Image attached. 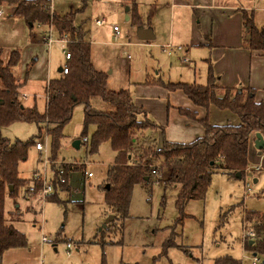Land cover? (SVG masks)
<instances>
[{"label": "rangeland", "instance_id": "obj_1", "mask_svg": "<svg viewBox=\"0 0 264 264\" xmlns=\"http://www.w3.org/2000/svg\"><path fill=\"white\" fill-rule=\"evenodd\" d=\"M166 1L137 0L138 12L144 21L152 13L160 14V25L167 30L169 11L164 5ZM50 5L56 13L71 14L73 24L82 31L84 40L101 41L91 45V58L94 65L106 73L107 88H127L136 104L137 96L143 97V108L155 124L145 130L146 137L162 141L159 126L164 127V138L170 142L188 143L201 135L199 125L187 126L174 108L167 110L165 107L167 101L175 106L183 105L185 101L190 103L182 91L169 93L168 99L163 87L149 89L155 95L150 94L152 91L147 95L152 97L136 93V86L151 77L164 82L184 80L191 83L195 80L197 84H205L206 62L210 58L204 61L200 49H190L182 59L178 52L168 54L164 51L158 38L151 42L139 41L137 25L127 19L126 5L121 0H50ZM1 6L2 56L6 58L12 49L19 50L20 60L14 72L24 81L19 87L20 96L27 94L28 99H22L23 103L35 104L42 112L47 82L59 78L63 73L58 68L67 64L63 49H67L68 43H46L39 35L37 23L29 28L20 18L7 14L11 5L2 2ZM102 15L107 17L108 24L97 27L94 21ZM113 24L119 28L116 44L109 43L114 41ZM52 37L59 38V35L54 32ZM175 41L172 42L175 47L182 44ZM208 118L211 123L221 122L220 116H210L209 111ZM139 119H143L142 115ZM0 129L1 135L10 141H26L38 132L35 123L23 121L11 122ZM84 129L82 105L78 104L63 128L64 138L54 159L81 168L67 176L66 184L69 180L70 190L54 194L56 200L34 198L25 202L21 194L26 184L16 198L23 211L22 222L30 231L33 244L42 242V236L47 239L42 242L39 254L41 264H227L224 263L227 257L234 260H230V264H252L253 253L244 249L247 240L243 241L246 234L243 217L246 212H264V157L257 155V151L251 152L248 158L252 173L248 171L237 177L220 170L213 171L203 198L188 201L182 212L175 205L177 186L165 183L168 170L163 168L158 175L151 173L147 184L133 186L127 216L122 218L107 209L102 188L108 184L105 182L106 170L115 154L108 141L90 152L89 142L87 146L83 142ZM93 130L92 125L86 129L88 141ZM76 139L81 142L79 148L72 146ZM37 141L45 151L40 153L34 145L29 146L26 159L19 165L21 177L30 179L45 168L47 177L52 176L54 165L44 166L43 163L45 156H50L48 137L42 133ZM258 164L259 169L255 170ZM156 165L159 168L158 163ZM84 171H90L93 176L87 178ZM13 204V200L6 197L5 209L12 210ZM109 214H114V218L102 228ZM67 242L71 244L69 253Z\"/></svg>", "mask_w": 264, "mask_h": 264}, {"label": "trees", "instance_id": "obj_2", "mask_svg": "<svg viewBox=\"0 0 264 264\" xmlns=\"http://www.w3.org/2000/svg\"><path fill=\"white\" fill-rule=\"evenodd\" d=\"M127 1L132 10L130 20L136 24L140 17L135 0ZM2 2L14 5L13 12L8 15L23 19L29 28L36 23H51L59 35H67L70 58L66 64L67 72L47 82L45 106L40 112L35 104L25 105L20 98L19 87L24 81L14 72L20 60L19 50L12 49L5 58L0 48V128L23 121L35 123L38 129L37 134L26 141H10L0 132V257L10 248H29L26 234L13 225L14 221L23 220V212L15 207L6 210V197L16 203L20 188L27 184L23 188L26 189L32 181L35 187L33 199L41 201L42 198V183L33 176L30 179L21 177L20 163L26 159L29 146L35 145L42 133L49 140V158L57 157L64 138L63 128L78 104L82 105L83 111V137L89 125L94 128L89 141L85 142L86 146L89 142V151L95 152L102 142L108 141L115 154L106 170L105 182L109 187L102 188L107 209L118 217L127 216L132 188L151 180L152 166H156L157 175L163 168L168 170L165 183L177 186L175 205L179 212L188 201L203 198L213 171L220 170L228 175L240 172L241 176L248 171L252 173L248 160L251 140L255 133H260L264 139V102L255 100L252 87L219 85L210 62L205 84L162 82L168 91L180 90L195 107L204 109V115L198 116L195 110L178 108L185 119L201 126L202 135L188 143L170 142L164 138V127L159 126L162 141H154L144 132L155 124L148 118L146 110L134 103L128 89L107 88L106 73L93 66L90 44L73 24L71 14H55L47 8L49 0H0V4ZM241 15L242 47L264 55V26L255 25L252 10H242ZM210 106L233 113L238 123L211 124L208 120ZM140 115L143 119H139ZM62 167L66 179L68 173L81 169L67 164ZM52 182L54 191L46 194L44 201L56 200L53 197L56 187H66V181L56 185L55 178ZM243 229L254 232L252 243L247 240L244 249L264 260V212H246ZM224 260L227 264L234 261L228 257Z\"/></svg>", "mask_w": 264, "mask_h": 264}, {"label": "crops", "instance_id": "obj_3", "mask_svg": "<svg viewBox=\"0 0 264 264\" xmlns=\"http://www.w3.org/2000/svg\"><path fill=\"white\" fill-rule=\"evenodd\" d=\"M121 1L124 5H126V7H128L127 10L125 9V12L128 15L126 16L127 19H130L131 16L130 14L132 13L130 3L127 0H121ZM164 5L166 8H168L169 11V23L167 30L162 29L160 25L161 17H162L159 16L160 14L152 13V15H150V17H148L147 20L144 21L142 16L138 12V3L137 0H135V8L140 17V21L136 23L137 25L136 38L139 41L151 42L158 38L159 41L162 42L161 47L164 49V51H167L164 48L165 45L171 44L173 46L172 42H176L175 40L182 42V44L185 45V47L183 46L182 51L177 50L176 47H173L169 52L167 51L168 54H171V52H178L180 58L182 59H184V57L186 56V52H189L190 49H200L201 54L204 56V61H207L206 58H210L206 63L209 65V62L211 61L210 64L213 66L212 67L213 72L215 73V75L218 76L219 85L230 86V87L233 86L252 87L254 89L255 100L264 102V55H262L261 52L259 51L250 52L247 49L243 48L241 45V16H242L241 11L252 10L255 25L257 27H263L264 0H167ZM11 6H12L11 11L10 13L8 12L7 14H11L13 12L14 5ZM52 11L57 15H63L60 13H56L54 10ZM102 18L105 19V23L99 26L95 24L97 27H102L108 24V19L104 15H102L100 18L97 19H102ZM114 25L115 24L111 26V33L113 39H114V33L112 28ZM139 27L150 29L153 37L150 39L140 40L137 36ZM45 28L46 26L45 24H43L39 32L40 33L39 35L41 36V39L43 41H45V35H43L41 32L43 31L42 29ZM54 32L57 31L53 28L52 34H54ZM148 36H150V34H148ZM59 37H61V35H59ZM116 39H114V41H111L109 43L116 44ZM85 41H87L91 47V45L93 43H96L98 40L94 41L92 39H88ZM182 44L180 45L182 46ZM90 59L93 66L97 70L103 71V69H99L94 65L91 58V54H90ZM162 82L164 81L160 80L157 77L148 78L146 79L144 84H139L138 86H136V91H137L136 93L137 94L143 93L147 95L148 91H152L149 89H154V87L155 88L163 87ZM171 82H184V80H177ZM191 83H196V81L193 80L191 81ZM159 84H161V86H157ZM121 89H127V88H121ZM162 89L164 90V94H166L165 90L167 91V99L169 93L171 92L175 93L176 91H178V90L168 91L165 87H163ZM150 94L152 96L155 95L153 91ZM151 95H147V96H151ZM137 100L138 103H140V105L143 107V102H144L143 97L137 96ZM138 103L135 104L138 105ZM165 107L167 110L169 109V107L174 108L177 111L178 116L181 118V121L187 126H193L194 124L197 125L199 124L197 122L185 119L178 112V108L181 107L190 110H195L198 113V116H203L205 112L204 109L195 107L191 103V101L190 103L185 101L183 105H176V106L169 104V102L167 101ZM208 111L210 116L218 115L221 117L220 120L221 122L218 123L217 125L226 124V123H231V124L238 123L237 116L227 110H219L214 106H210ZM147 112L148 111L146 110V113ZM211 124H216V123H211ZM253 139L251 140L252 145L249 150L250 153L251 152L254 153L255 151H257L253 146ZM179 143H183V142H179ZM256 154L258 155L257 152ZM85 172L86 171H84V173ZM24 178L28 179L29 177H24ZM68 181L66 187H64L62 190L60 188L59 189L57 188L58 190L55 192V194L56 193L58 194L59 192L62 191L68 192L70 190ZM21 197L22 200H25L24 192L21 194ZM13 206L15 208H19V211H21L20 204L17 201L16 203L13 204ZM23 208H25L26 211L25 204L23 205ZM9 211H11V209H9ZM13 225L17 229H19L20 231L26 234L29 241V248H10L5 250L0 257V264H41L39 262V254L42 249V242H37L36 245L33 244L34 240L30 235V231L26 228V224L22 222V220L14 221ZM32 226H34V224Z\"/></svg>", "mask_w": 264, "mask_h": 264}, {"label": "built area", "instance_id": "obj_4", "mask_svg": "<svg viewBox=\"0 0 264 264\" xmlns=\"http://www.w3.org/2000/svg\"><path fill=\"white\" fill-rule=\"evenodd\" d=\"M47 8H51V5H47ZM0 14H3V9H2V6L0 7ZM95 24L96 25H102L105 23V19L102 18V19H95ZM37 27L39 29H41L42 25L41 23H37L36 24ZM46 28L45 29H42L43 31L41 32L43 35H45V41L48 43V44H51V43H54V42H64V43H69V39L67 37V35L63 34L61 35V37L59 38H53L52 37V32H53V26L51 23H46L45 24ZM113 33H114V39H116L119 35V28L117 25H114L113 28ZM175 47V46H172L171 44H167L164 46V48L169 52L171 51V49ZM176 49L179 50V51H182L183 49V46L181 45H178L176 46ZM64 51V57L66 60H68L70 58V53L68 52V50L66 48L63 49ZM61 72L64 74L67 72V65H64L61 69ZM21 99H27L28 98V95L27 94H21ZM87 141V138L84 137L83 138V142L85 143ZM35 149L37 151H39L40 153L45 151V148L43 147V145L39 142V141H36L35 145H34ZM261 156H264V150H262ZM43 163H44V166H47L48 164L51 165L53 164L54 165V169H51V172H52V176L50 178L47 177V173H46V168L44 169V171L42 173H34L32 176L35 180H38L42 183V189H41V195H42V198H41V201L43 200L44 201V196L46 194H49L51 192L54 191V183L52 182V179H55L56 178V185H58V183H64L67 179L65 177V171L62 167V162H59L57 160H51L49 157L45 156L44 160H43ZM259 169V165L256 166V169L257 170ZM151 173H156V169L153 168L151 170ZM84 175L88 178L92 175V173L90 171H86L84 173ZM58 188V187H56ZM34 191H35V187H34V183L32 181H30V183L28 184L27 188L24 190V198L25 200L27 201H32L33 200V197H34ZM246 234H244L243 236V241L245 240H252L253 236H254V232L252 230H246V229H243ZM41 241L42 242H46L47 239L45 236H42L41 237ZM66 247H67V252L69 251V248L71 247V244L70 242H67L66 243ZM69 253V252H68ZM261 258L258 257L256 254L252 256V264H260L261 263Z\"/></svg>", "mask_w": 264, "mask_h": 264}, {"label": "water", "instance_id": "obj_5", "mask_svg": "<svg viewBox=\"0 0 264 264\" xmlns=\"http://www.w3.org/2000/svg\"><path fill=\"white\" fill-rule=\"evenodd\" d=\"M125 9L127 10L128 7H126ZM148 34H150V36H148ZM137 36H138V38L140 40L150 39V38L153 37L152 34H151V30L150 29H148V28H142V27H139L138 28ZM58 70L61 71V67H59ZM0 103H1V101H0ZM79 145H80V140L79 139H76V140H74L72 142V146L74 148H79ZM253 146L257 150L258 155H260L261 152H262V150H264V139H263V137L261 136L260 133H255L254 134ZM235 176L240 177L241 176L240 172H236L235 173ZM253 181H256V179L254 178ZM105 187L108 188L109 185L106 184ZM113 218H114V214H109L105 218V220H104V222H103V224H102L101 227L104 228L107 225V223H109L111 220H113ZM249 243H252V240H250ZM253 255H255V253H253ZM260 264H264V260H262Z\"/></svg>", "mask_w": 264, "mask_h": 264}]
</instances>
